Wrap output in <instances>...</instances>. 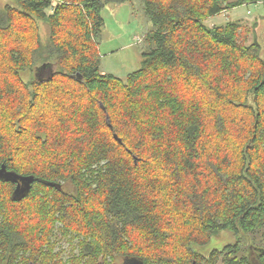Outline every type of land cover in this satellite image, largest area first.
<instances>
[{
	"label": "trees",
	"instance_id": "16d2710c",
	"mask_svg": "<svg viewBox=\"0 0 264 264\" xmlns=\"http://www.w3.org/2000/svg\"><path fill=\"white\" fill-rule=\"evenodd\" d=\"M129 1L0 9V167L35 178L19 199L0 180V264H264L262 45L206 24L264 0H143L149 48L123 79L97 38L105 7ZM221 230L240 240L193 249Z\"/></svg>",
	"mask_w": 264,
	"mask_h": 264
},
{
	"label": "rangeland",
	"instance_id": "374dc122",
	"mask_svg": "<svg viewBox=\"0 0 264 264\" xmlns=\"http://www.w3.org/2000/svg\"><path fill=\"white\" fill-rule=\"evenodd\" d=\"M6 6L17 7V0H0V9ZM104 24L97 38L100 55L101 70L106 74H113L125 79L130 73L139 70L142 66V54L149 46L146 36L153 28L149 18L144 12L143 0H131L122 5L109 4L102 12ZM239 22L250 30L248 42L255 39L262 45V57L264 58V5L250 4L228 10L206 21L209 26L224 25L228 22ZM41 40L46 44L48 32L46 25L41 22ZM142 42L138 43L137 39ZM53 73V67L48 66L37 70L35 74L26 71L22 74L25 81L34 75L39 78H48ZM58 240L56 252L63 251L64 259L70 256L71 245L67 241ZM240 240V235L230 230H221L216 233L206 245H193V249L205 257H209L214 250H221L228 245ZM248 244V242H245ZM119 264L124 259L117 260Z\"/></svg>",
	"mask_w": 264,
	"mask_h": 264
},
{
	"label": "water",
	"instance_id": "95a60500",
	"mask_svg": "<svg viewBox=\"0 0 264 264\" xmlns=\"http://www.w3.org/2000/svg\"><path fill=\"white\" fill-rule=\"evenodd\" d=\"M115 138L119 142H121V139H119L117 135H115ZM0 180L16 183L17 188L14 192V197H16V199H19L21 196H24L27 193H29L31 186L35 181V178L33 176H21L15 172H11L7 170L5 165H3L2 167H0ZM125 264H143V263L136 260H132V261H126Z\"/></svg>",
	"mask_w": 264,
	"mask_h": 264
},
{
	"label": "built area",
	"instance_id": "2783aa9c",
	"mask_svg": "<svg viewBox=\"0 0 264 264\" xmlns=\"http://www.w3.org/2000/svg\"><path fill=\"white\" fill-rule=\"evenodd\" d=\"M137 42H138V43L142 42V39H141V38H138V39H137Z\"/></svg>",
	"mask_w": 264,
	"mask_h": 264
},
{
	"label": "flooded vegetation",
	"instance_id": "af4514ba",
	"mask_svg": "<svg viewBox=\"0 0 264 264\" xmlns=\"http://www.w3.org/2000/svg\"><path fill=\"white\" fill-rule=\"evenodd\" d=\"M17 185V184H16ZM126 262V261H125ZM125 262L123 264H125Z\"/></svg>",
	"mask_w": 264,
	"mask_h": 264
}]
</instances>
